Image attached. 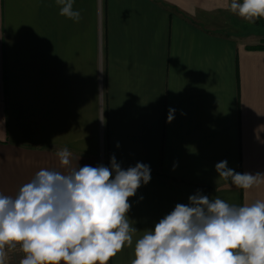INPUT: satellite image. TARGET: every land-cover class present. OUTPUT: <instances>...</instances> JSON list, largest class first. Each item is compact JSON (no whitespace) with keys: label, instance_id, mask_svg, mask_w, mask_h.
<instances>
[{"label":"crops","instance_id":"crops-1","mask_svg":"<svg viewBox=\"0 0 264 264\" xmlns=\"http://www.w3.org/2000/svg\"><path fill=\"white\" fill-rule=\"evenodd\" d=\"M225 3L74 0L76 22L56 0H0V193L66 171L64 148L73 167L148 165L129 198L133 245L109 264H131L143 231L198 192L264 199V183L244 191L215 170L264 174V30L235 27Z\"/></svg>","mask_w":264,"mask_h":264},{"label":"clouds","instance_id":"clouds-1","mask_svg":"<svg viewBox=\"0 0 264 264\" xmlns=\"http://www.w3.org/2000/svg\"><path fill=\"white\" fill-rule=\"evenodd\" d=\"M59 15L79 22L74 0H56ZM227 11L255 23L264 20V0H226ZM169 109L167 122L174 119ZM67 148L57 153L66 171L42 168L14 195L0 193V264L23 253L19 264H109L132 247L138 230L130 223L129 198L151 179L143 163L126 170L73 167ZM227 160L215 165L219 178L244 191L264 183L262 173H239ZM131 264H264V199L242 206L199 192L143 231Z\"/></svg>","mask_w":264,"mask_h":264},{"label":"rangeland","instance_id":"rangeland-1","mask_svg":"<svg viewBox=\"0 0 264 264\" xmlns=\"http://www.w3.org/2000/svg\"><path fill=\"white\" fill-rule=\"evenodd\" d=\"M239 21H240V25H242V22H244V24L247 25V35H249L251 33L250 32L251 30H257L258 31L260 28L264 30V20L261 22L256 21L255 22L256 24H255V23H249L245 20L241 21V18H238V19L234 20V22H233L235 27H236V25L239 26V24H237V23H239ZM257 28H259V29H257ZM15 251L20 252L19 249L15 250ZM20 253H22V252H20Z\"/></svg>","mask_w":264,"mask_h":264},{"label":"built area","instance_id":"built-area-1","mask_svg":"<svg viewBox=\"0 0 264 264\" xmlns=\"http://www.w3.org/2000/svg\"><path fill=\"white\" fill-rule=\"evenodd\" d=\"M20 261V260H19ZM19 261L18 262H9L8 261V264H19Z\"/></svg>","mask_w":264,"mask_h":264},{"label":"trees","instance_id":"trees-1","mask_svg":"<svg viewBox=\"0 0 264 264\" xmlns=\"http://www.w3.org/2000/svg\"><path fill=\"white\" fill-rule=\"evenodd\" d=\"M261 21H263V20H257V22H261Z\"/></svg>","mask_w":264,"mask_h":264}]
</instances>
